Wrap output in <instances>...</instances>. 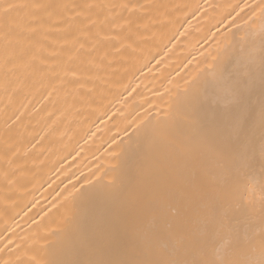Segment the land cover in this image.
Segmentation results:
<instances>
[{"label": "bare ground", "instance_id": "6f19581e", "mask_svg": "<svg viewBox=\"0 0 264 264\" xmlns=\"http://www.w3.org/2000/svg\"><path fill=\"white\" fill-rule=\"evenodd\" d=\"M0 264H264V0H0Z\"/></svg>", "mask_w": 264, "mask_h": 264}, {"label": "snow or ice", "instance_id": "6c2138e0", "mask_svg": "<svg viewBox=\"0 0 264 264\" xmlns=\"http://www.w3.org/2000/svg\"><path fill=\"white\" fill-rule=\"evenodd\" d=\"M15 7H16L15 5H7L5 11H7L8 9L15 8Z\"/></svg>", "mask_w": 264, "mask_h": 264}]
</instances>
